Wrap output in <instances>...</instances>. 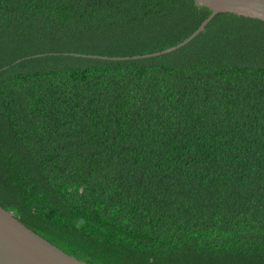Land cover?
<instances>
[{
    "label": "trees",
    "instance_id": "16d2710c",
    "mask_svg": "<svg viewBox=\"0 0 264 264\" xmlns=\"http://www.w3.org/2000/svg\"><path fill=\"white\" fill-rule=\"evenodd\" d=\"M210 13L0 0V206L86 264H264V21L219 13L173 52L101 58Z\"/></svg>",
    "mask_w": 264,
    "mask_h": 264
},
{
    "label": "water",
    "instance_id": "95a60500",
    "mask_svg": "<svg viewBox=\"0 0 264 264\" xmlns=\"http://www.w3.org/2000/svg\"><path fill=\"white\" fill-rule=\"evenodd\" d=\"M208 8L211 13L199 27L179 44L146 55L133 57H101L109 60H129L156 57L173 52L193 40L204 31L210 20L219 13L264 21V0H194ZM74 56H81L73 54ZM82 57V56H81ZM84 58H100L83 55ZM0 264H86L66 254L31 229L24 226L16 216L0 206Z\"/></svg>",
    "mask_w": 264,
    "mask_h": 264
}]
</instances>
